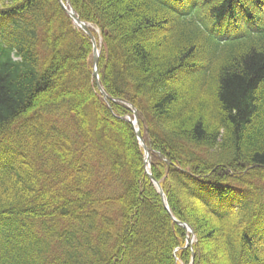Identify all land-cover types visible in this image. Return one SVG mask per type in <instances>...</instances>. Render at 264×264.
Here are the masks:
<instances>
[{
	"label": "trees",
	"instance_id": "trees-1",
	"mask_svg": "<svg viewBox=\"0 0 264 264\" xmlns=\"http://www.w3.org/2000/svg\"><path fill=\"white\" fill-rule=\"evenodd\" d=\"M70 3L195 243L87 35L0 0V264H264V0Z\"/></svg>",
	"mask_w": 264,
	"mask_h": 264
},
{
	"label": "water",
	"instance_id": "water-1",
	"mask_svg": "<svg viewBox=\"0 0 264 264\" xmlns=\"http://www.w3.org/2000/svg\"><path fill=\"white\" fill-rule=\"evenodd\" d=\"M60 5L62 6V8L65 10V12L69 15V17L73 20V22L79 27L81 28L82 31H84L88 37L91 39V42L93 44V56H94V59H93V77L96 81V86L98 87L99 91L101 92V94L103 95L104 97V100L109 104L111 101H113L110 97L107 96V94L104 92L102 86L100 85L99 83V74H98V63H99V51H98V48H97V44H96V41H95V38L94 36L92 35L88 25L84 22H82L75 14L69 0L67 1V5H65L63 3L62 0H58ZM133 109V113H134V119H135V122L132 121L131 119L128 120V122L134 126L135 123L138 122V114L136 112V110L134 109V107H131ZM135 134L141 144V146L143 147L144 149V152H145V166L150 168V151L149 149L147 148V146L145 145V142L143 140V137H142V133L139 129H135ZM149 177L152 181H154L159 189V193H160V196H161V199H162V202L165 203L164 201V192L160 186L159 183H157L154 178L152 177V175L149 174ZM168 210V208H166ZM174 222L176 224H178L179 226L187 229V230H190V227L184 223H181V222H178L176 221L175 219H173ZM192 232V231H191Z\"/></svg>",
	"mask_w": 264,
	"mask_h": 264
},
{
	"label": "rangeland",
	"instance_id": "rangeland-1",
	"mask_svg": "<svg viewBox=\"0 0 264 264\" xmlns=\"http://www.w3.org/2000/svg\"><path fill=\"white\" fill-rule=\"evenodd\" d=\"M96 33H97L96 36H98V38H99V32L96 31ZM61 90H63V89H61ZM129 117H131V116L129 115ZM208 242H209L210 247H212V252H210L209 256H206V260H205L206 262L205 263L206 264H225L220 257V253H219L220 247H219L218 242L214 241V240L208 241Z\"/></svg>",
	"mask_w": 264,
	"mask_h": 264
}]
</instances>
